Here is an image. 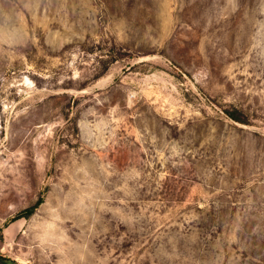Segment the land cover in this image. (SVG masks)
<instances>
[{
  "label": "rangeland",
  "instance_id": "obj_1",
  "mask_svg": "<svg viewBox=\"0 0 264 264\" xmlns=\"http://www.w3.org/2000/svg\"><path fill=\"white\" fill-rule=\"evenodd\" d=\"M0 264H264V0H0Z\"/></svg>",
  "mask_w": 264,
  "mask_h": 264
}]
</instances>
